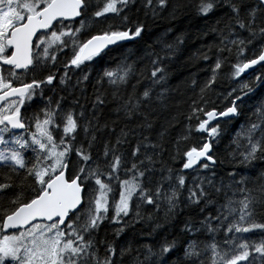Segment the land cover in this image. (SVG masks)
Wrapping results in <instances>:
<instances>
[{
	"label": "snow or ice",
	"instance_id": "obj_1",
	"mask_svg": "<svg viewBox=\"0 0 264 264\" xmlns=\"http://www.w3.org/2000/svg\"><path fill=\"white\" fill-rule=\"evenodd\" d=\"M0 264H264V0H0Z\"/></svg>",
	"mask_w": 264,
	"mask_h": 264
},
{
	"label": "trees",
	"instance_id": "obj_2",
	"mask_svg": "<svg viewBox=\"0 0 264 264\" xmlns=\"http://www.w3.org/2000/svg\"><path fill=\"white\" fill-rule=\"evenodd\" d=\"M164 23H161L159 26L152 27L154 32H159L163 30ZM211 24L212 21L209 20L205 22L204 20L196 18L194 15L188 17H182L180 20L177 21L176 27L180 30L186 31L188 33L189 39L187 46L185 48L184 55L181 59L175 62L174 66L170 69L171 75V84L173 87L179 86L180 91L183 93L185 92V81H187L190 77L194 74L198 76L200 80L205 78V73L202 71L206 67L205 64L201 63L199 65H195L189 62V56L192 52H194L197 48H199L203 43H210L211 37H205L201 35V32L205 29V24ZM98 27H102L98 26ZM126 47L128 48H137L138 45L129 42L127 43ZM107 58L104 60H99L96 65L94 66V70L90 73L92 79L87 82L86 89L89 94L93 91V84L97 79V73L102 71L104 67H108L109 65L106 63ZM75 79V76L73 77ZM49 95H53V93H48ZM63 93L60 92L59 88L55 90V95H62ZM187 95H192L191 91L186 93ZM227 144V140H225L218 150V154L223 156L224 155V147Z\"/></svg>",
	"mask_w": 264,
	"mask_h": 264
}]
</instances>
